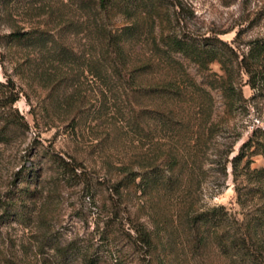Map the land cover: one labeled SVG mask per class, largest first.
Segmentation results:
<instances>
[{"label":"rangeland","instance_id":"rangeland-1","mask_svg":"<svg viewBox=\"0 0 264 264\" xmlns=\"http://www.w3.org/2000/svg\"><path fill=\"white\" fill-rule=\"evenodd\" d=\"M99 1L0 0V99L19 98L0 112V264H65L57 246H91L116 211L117 220L153 232L150 264H235L207 245V224L194 216L223 206L241 222L264 204L250 192L259 183L246 174L247 165L264 168V155L252 146L236 171L231 163L253 130L264 128V59L253 65L255 78L235 70L231 96L219 62L203 69L179 54L182 100L149 96L146 88L169 77L160 69L141 73L152 55L145 42L117 57L109 36L132 20L101 10ZM166 2L164 12L181 19L166 32L218 36L240 59L251 40L264 37V0ZM39 30L49 32L47 47L11 37ZM164 109L177 123L172 132L160 120ZM52 153L69 167L52 162ZM156 166L172 174L168 189L144 194L126 180L123 196L115 195L114 184L129 170ZM26 188L36 196L22 200ZM8 203L29 217L5 216ZM121 256L122 264H147L141 247L124 246Z\"/></svg>","mask_w":264,"mask_h":264},{"label":"trees","instance_id":"trees-1","mask_svg":"<svg viewBox=\"0 0 264 264\" xmlns=\"http://www.w3.org/2000/svg\"><path fill=\"white\" fill-rule=\"evenodd\" d=\"M167 0H100V9L108 11L113 8L115 13H122L132 20L130 24L119 27L118 30L109 36L112 51L117 57L125 56L127 46L137 44L142 41L149 45L152 53L149 60L140 67L141 73H149L156 69L164 71L169 80L160 85H152L145 89L149 96H159L167 101H181L185 95L180 83L177 81V75L183 70V63L175 58L181 54L190 61L196 63L203 69H209L210 64L217 61L222 68L229 73L231 80H224L223 88L228 94L235 92L233 83V73L238 69L248 73L251 78L256 77L257 71L253 68L255 63L261 64L264 59V37L256 38L249 42L248 53L240 59L239 54L228 42L218 36H207L196 34L191 30H173L165 31L167 25L181 24V19L173 17L169 12H164V5ZM176 12V11H175ZM11 37L20 42H30L41 47H47L50 41L49 32L45 31H15ZM11 81V80H9ZM1 84V82H0ZM3 85V84H2ZM233 96V94L231 95ZM18 96L12 97L4 102L0 99V112L7 105H13L18 101ZM163 127L168 132H172L177 127V123H171L168 113H173L164 109ZM160 114V112H159ZM14 120H12L13 122ZM176 121V120H175ZM177 122V121H176ZM185 120H178V123L184 124ZM200 136V135H199ZM198 136V137H199ZM201 137V136H200ZM255 146L256 152L264 155V128L258 127L253 130L251 136L242 144V150L236 155L231 163L237 168V161L242 160L249 150ZM50 158L52 162L63 169L69 167V163L59 155L52 153ZM249 163V161H248ZM172 168V167H170ZM249 178H253L259 183L257 187L251 188L250 192L260 195L264 199V168L251 169L246 166ZM129 184H135L144 194L159 191L163 186L168 189L174 182L172 174L162 173L156 166L152 170H143L136 172L129 170L127 176L114 184V193L119 197L123 196V189ZM139 180V182H137ZM162 185V187H161ZM161 187V188H160ZM239 197L242 199L245 195L238 190ZM21 199H31L36 196L28 188L22 193ZM247 195V193H246ZM20 199V198H19ZM120 203V202H119ZM25 205L19 202L17 206ZM259 208L250 210L246 219L241 222L232 220L225 207L208 208L205 213H198L194 216L195 223L199 226L207 224V245H215L224 256L233 259L235 264H264V204ZM16 204L8 203L5 206V216L14 214L25 220L29 214L25 210L16 211ZM117 211L111 222L105 223L103 229L99 230L97 241L91 246H87L77 240H71L62 246H57L58 255L65 264L78 262L79 264H122V252L125 247H141L145 253V260L150 264L153 258L152 252L155 246L154 234L147 226L139 221L124 223L122 219L117 220ZM233 222V223H232ZM128 228L126 229L127 225ZM121 231L125 232L126 240L121 241L119 237ZM125 238V237H122ZM128 242V243H127Z\"/></svg>","mask_w":264,"mask_h":264}]
</instances>
